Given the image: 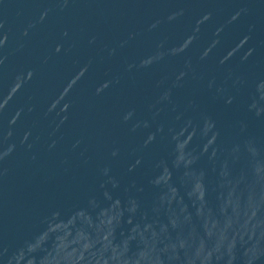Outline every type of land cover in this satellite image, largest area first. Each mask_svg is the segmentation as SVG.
I'll return each instance as SVG.
<instances>
[{"label": "water", "instance_id": "water-1", "mask_svg": "<svg viewBox=\"0 0 264 264\" xmlns=\"http://www.w3.org/2000/svg\"><path fill=\"white\" fill-rule=\"evenodd\" d=\"M0 264H264V0H0Z\"/></svg>", "mask_w": 264, "mask_h": 264}]
</instances>
